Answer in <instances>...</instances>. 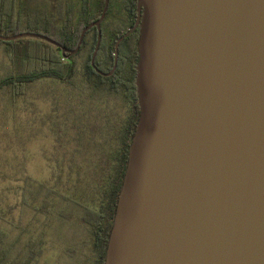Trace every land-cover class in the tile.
<instances>
[{
    "label": "water",
    "instance_id": "obj_1",
    "mask_svg": "<svg viewBox=\"0 0 264 264\" xmlns=\"http://www.w3.org/2000/svg\"><path fill=\"white\" fill-rule=\"evenodd\" d=\"M36 33L1 37L43 40ZM139 117L104 264H264V0H138ZM114 46V66L119 46Z\"/></svg>",
    "mask_w": 264,
    "mask_h": 264
},
{
    "label": "rangeland",
    "instance_id": "obj_2",
    "mask_svg": "<svg viewBox=\"0 0 264 264\" xmlns=\"http://www.w3.org/2000/svg\"><path fill=\"white\" fill-rule=\"evenodd\" d=\"M69 2V15L77 23L80 5L78 0ZM51 3L26 0L25 7L30 13L50 14ZM11 56V47L2 45L3 249H11L10 264H22L30 258H36L31 264H90L85 209H93L101 182L116 176L124 126L129 119L128 105L120 95L93 90L97 78L84 77V53L76 58L79 64L74 87L50 79L37 80L25 95L13 96L8 79ZM102 86L108 88L107 84Z\"/></svg>",
    "mask_w": 264,
    "mask_h": 264
},
{
    "label": "trees",
    "instance_id": "obj_3",
    "mask_svg": "<svg viewBox=\"0 0 264 264\" xmlns=\"http://www.w3.org/2000/svg\"><path fill=\"white\" fill-rule=\"evenodd\" d=\"M25 1L0 0V36L12 37L27 32L43 34L61 43L64 48L70 51L76 49L84 27L98 19L104 7L103 0L98 2L96 9L91 8V5L86 3L84 12L89 13L88 18L77 19L78 22L73 23L74 18L70 15L63 22V27L60 28L57 22L51 19L49 13H30L25 7ZM121 35L122 33L114 35L109 41L104 38L102 39L100 52L96 57L95 63L104 73H109L113 67L114 45ZM136 39L137 36L135 41ZM131 40L126 39L121 43L117 69L110 78H103L94 73L90 64L91 56L95 49L96 38L91 48L86 52L87 57L83 63L85 68L84 77L87 80H91V77L97 78L92 85L93 90L101 94L105 91L110 96L120 95L124 102L130 104L129 119L124 126L123 139L120 144V157L115 168L116 176L114 179L101 182L95 194L93 209H85L84 220L88 224L92 252L90 264H104L108 238L115 215V207L128 161V148L135 130L136 121L138 120L139 106L137 104L136 72L134 70L137 60L131 63L128 59V56L131 54L128 51L130 50ZM85 44L86 39H84L78 53L66 60V56L59 49L40 39L22 38L13 42L0 41V47L2 45L11 47L12 73L8 79L9 83L13 86L12 95H25L28 87L37 80L50 79L74 87L76 84H73V80L77 77L79 64L76 58L87 50V44L86 46ZM134 50L136 51L135 48ZM102 56H104L106 62L100 60ZM97 82L98 84L96 85ZM103 84H107L108 88L104 90ZM11 253L9 247L3 249V237L0 234V264H10L8 259ZM35 260L36 258H30L29 260H24L22 264H31Z\"/></svg>",
    "mask_w": 264,
    "mask_h": 264
},
{
    "label": "flooded vegetation",
    "instance_id": "obj_4",
    "mask_svg": "<svg viewBox=\"0 0 264 264\" xmlns=\"http://www.w3.org/2000/svg\"><path fill=\"white\" fill-rule=\"evenodd\" d=\"M99 1L100 0H78V4L80 5V8H79V13H78L79 15H78L77 19H85V18L89 17L88 16L89 13L88 12L87 13L84 12V10L86 9V3H89L91 5V8L96 9L98 7V2ZM103 1H104V5H105V0H103ZM57 5L61 6V7L59 6L60 10L58 9ZM69 5H70L69 0H52V3H51L52 10L50 11L49 15H50V17H51V19L53 21L57 22V25L60 28L63 27V22L65 20H67L68 17L70 16L69 15ZM103 9H104V7H103ZM138 10H139L138 9V0H109V4H108V9H107L106 15H105L103 21L101 22L102 39L104 38V39H107L108 41L114 35H119L120 33H122V35L120 36V38H121L127 32L132 30V32L129 34V36L124 37V39H123V41L121 43H123L126 39H130V40L132 39L131 40V46H130V50L131 51L128 50L129 52H131V54L128 56V59H129V62H131V63H134L135 60H137V62L135 63V67H134L135 72H136V65H137L138 59H139L138 39H139V36H140V29H139V27L134 28L135 25H136L138 16H139ZM102 12H103V10H102ZM102 12L100 13L99 18L101 17ZM98 19L90 22L88 25H86L84 27V29L87 26H89L90 24L96 22ZM136 36H137V39L135 41ZM95 38H96V44H97L98 30H97L96 27H92L91 29H89L86 32L85 37H84V39H86V44H87V46L85 44V46L87 48V50H85V52H84L85 55H86V52L91 48V45L94 42ZM102 39H101V42H102ZM133 42H134V45H133ZM121 43H120V45H121ZM59 44L62 46L61 43H59ZM96 44H95V47H96ZM100 46H101V44H100ZM54 47H56V46H54ZM81 47H82V45H81ZM134 48L136 49L137 52L134 50ZM57 49H59L61 51V53H62V50L60 48H57ZM65 49H67V48H65ZM99 52H100V49H99L98 53ZM76 54H74V55H76ZM74 55L66 54L65 55L66 56L65 59L68 60L69 58H71ZM86 57H87V55H86ZM100 60L106 62V59L104 58V56H102ZM90 64H91V62H90ZM95 65H96V63H95ZM117 65H118V62H117ZM113 66H114V60H113ZM92 68L94 70V73L99 75L96 72V69L100 70L98 68V66L96 65V69L93 66H92ZM112 69H113V67H112ZM112 69H111V71H112ZM116 69H117V67H116ZM116 69H115L114 73L116 72ZM114 73L111 76H113ZM105 74H108V73H105ZM99 76H101V75H99ZM111 76H109V77L101 76V77L110 78ZM135 86H136V76H135ZM136 94H137V88H136ZM137 98H138V95H137ZM137 104H138V100H137ZM127 105H128L129 114H130V104L127 103ZM139 112H140V109H139ZM138 117H139V114H138ZM136 123H137V121H136Z\"/></svg>",
    "mask_w": 264,
    "mask_h": 264
}]
</instances>
